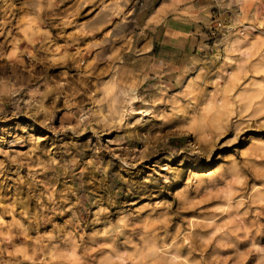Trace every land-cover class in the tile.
<instances>
[{"label": "rangeland", "instance_id": "obj_1", "mask_svg": "<svg viewBox=\"0 0 264 264\" xmlns=\"http://www.w3.org/2000/svg\"><path fill=\"white\" fill-rule=\"evenodd\" d=\"M142 3L0 0V264H264V0Z\"/></svg>", "mask_w": 264, "mask_h": 264}, {"label": "crops", "instance_id": "obj_2", "mask_svg": "<svg viewBox=\"0 0 264 264\" xmlns=\"http://www.w3.org/2000/svg\"><path fill=\"white\" fill-rule=\"evenodd\" d=\"M159 0H143V7L137 17L140 18L142 11L150 12L152 14V17L160 18L159 22L157 23V26H160L163 24L164 16H165V10L162 7H160L158 4L155 5V7L152 5V2H157ZM216 0H183V3L179 6L180 9L183 10L182 17L179 19L180 21L186 22V24L194 25L196 20H203L208 17V13L213 9V5ZM188 4V5H187ZM149 14V16H150ZM149 16L146 18L148 19ZM167 24V23H165ZM168 26L172 27V25L168 24ZM180 36H189L188 33L185 31H180L178 33Z\"/></svg>", "mask_w": 264, "mask_h": 264}, {"label": "built area", "instance_id": "obj_3", "mask_svg": "<svg viewBox=\"0 0 264 264\" xmlns=\"http://www.w3.org/2000/svg\"><path fill=\"white\" fill-rule=\"evenodd\" d=\"M226 26H227L226 23L222 19L213 17L209 25H207L206 28L209 30L210 34L213 37H216L217 35H220V33L226 29Z\"/></svg>", "mask_w": 264, "mask_h": 264}, {"label": "bare ground", "instance_id": "obj_4", "mask_svg": "<svg viewBox=\"0 0 264 264\" xmlns=\"http://www.w3.org/2000/svg\"><path fill=\"white\" fill-rule=\"evenodd\" d=\"M85 2V1H84ZM82 4V3H81ZM111 17V16H110ZM106 20V19H105ZM105 22V21H104ZM108 22V21H107ZM20 30H21V28H20ZM112 43H113V40H112V38L110 37V40H107V42H106V45H111V46H113L112 45ZM106 48L107 47H104V48H102V52H105L106 54H108V51L106 50ZM30 49V48H29ZM249 52V51H248ZM16 57V56H15ZM143 110V109H142ZM136 112H139V110H137V111H135L134 110V108H132L131 109V113H136ZM142 112V111H141ZM40 130V129H39ZM41 134V133H40Z\"/></svg>", "mask_w": 264, "mask_h": 264}]
</instances>
